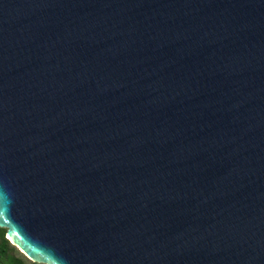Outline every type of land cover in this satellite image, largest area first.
Listing matches in <instances>:
<instances>
[{
    "label": "water",
    "instance_id": "95a60500",
    "mask_svg": "<svg viewBox=\"0 0 264 264\" xmlns=\"http://www.w3.org/2000/svg\"><path fill=\"white\" fill-rule=\"evenodd\" d=\"M0 228L37 264H264V0H0Z\"/></svg>",
    "mask_w": 264,
    "mask_h": 264
},
{
    "label": "trees",
    "instance_id": "16d2710c",
    "mask_svg": "<svg viewBox=\"0 0 264 264\" xmlns=\"http://www.w3.org/2000/svg\"><path fill=\"white\" fill-rule=\"evenodd\" d=\"M0 264H37L28 260L6 238V229L0 228Z\"/></svg>",
    "mask_w": 264,
    "mask_h": 264
}]
</instances>
